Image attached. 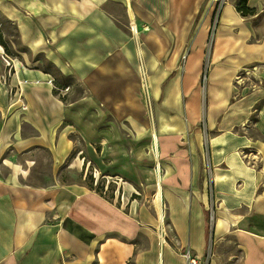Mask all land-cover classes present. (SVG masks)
Segmentation results:
<instances>
[{
	"label": "crops",
	"instance_id": "obj_1",
	"mask_svg": "<svg viewBox=\"0 0 264 264\" xmlns=\"http://www.w3.org/2000/svg\"><path fill=\"white\" fill-rule=\"evenodd\" d=\"M237 4L0 0V264H264V0Z\"/></svg>",
	"mask_w": 264,
	"mask_h": 264
},
{
	"label": "built area",
	"instance_id": "obj_2",
	"mask_svg": "<svg viewBox=\"0 0 264 264\" xmlns=\"http://www.w3.org/2000/svg\"><path fill=\"white\" fill-rule=\"evenodd\" d=\"M214 1L217 3L218 6L227 2V0H214ZM208 46H210V44ZM143 73H144L145 81L143 80V77L141 75V82H142L143 89L145 90L147 100H148L145 71H143ZM205 79H206V73L204 72L202 75V84H204ZM203 138H204V140H203V169H204V173H205V177H206V181H207V185H208V190L210 192V191H212L213 165H212L211 160H210L209 148H208V142H207V133H206V131H204V128H203ZM91 177H92L93 183L95 185L98 184V182L101 178L104 179L105 184H104L103 193H105L107 191V188H108L107 185H108L109 179H107V177H104V176L101 177L96 168L91 169ZM214 208H213L212 201H211L209 203L210 218L212 217V212H213ZM162 233L164 234V230L162 231ZM181 255L183 256V258L185 260V264H203V263H200L198 258H196V256H194L191 253V251L188 247L182 249Z\"/></svg>",
	"mask_w": 264,
	"mask_h": 264
},
{
	"label": "rangeland",
	"instance_id": "obj_3",
	"mask_svg": "<svg viewBox=\"0 0 264 264\" xmlns=\"http://www.w3.org/2000/svg\"><path fill=\"white\" fill-rule=\"evenodd\" d=\"M5 23V24H4ZM0 25H2L4 28H6L7 30H8V34H9V36H10V38L12 39V40H15L16 39V35H15V32L12 30L13 29V27H12V25L10 24V23H8V22H4V20H3V17L0 15ZM207 56V53H205V57ZM48 71H50V72H52V74H53V76L55 77V79L56 80H59L60 82H62V83H64V84H67V83H70V79H63V78H61V76L58 74V73H55V72H53L54 70L51 68V66L50 65H47L46 67H45ZM139 70H140V66H139ZM56 88V87H55ZM144 184V183H143ZM113 188V186H109V188H108V190L105 192L106 193V195L108 196V197H111L113 194H112V189ZM141 188H142V191H141ZM140 188V200L141 201H143V203H145L146 205H148L149 207H152V208H154L153 206H152V203H151V194H147V193H145L144 192V187H141ZM97 191L98 192H102L103 191V186H102V184H101V181H99L98 182V184H97ZM155 209V208H154ZM163 210H164V208H163ZM156 215H157V211H156V213H155ZM163 223H165V219H163Z\"/></svg>",
	"mask_w": 264,
	"mask_h": 264
},
{
	"label": "trees",
	"instance_id": "obj_4",
	"mask_svg": "<svg viewBox=\"0 0 264 264\" xmlns=\"http://www.w3.org/2000/svg\"><path fill=\"white\" fill-rule=\"evenodd\" d=\"M245 0H239V4H237V9H239L242 13L247 12L248 10L244 7ZM0 43L3 45L5 52L8 51L5 43L3 42L2 38L0 37Z\"/></svg>",
	"mask_w": 264,
	"mask_h": 264
},
{
	"label": "bare ground",
	"instance_id": "obj_5",
	"mask_svg": "<svg viewBox=\"0 0 264 264\" xmlns=\"http://www.w3.org/2000/svg\"><path fill=\"white\" fill-rule=\"evenodd\" d=\"M155 204H156V208H157V210L159 211V214H160L161 216H163V214H164V210H163V204H162V202H160V201H156Z\"/></svg>",
	"mask_w": 264,
	"mask_h": 264
}]
</instances>
